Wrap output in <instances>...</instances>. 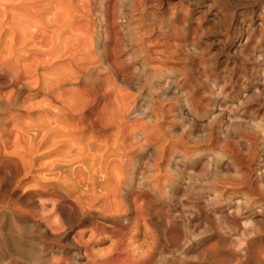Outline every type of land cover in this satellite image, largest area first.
I'll use <instances>...</instances> for the list:
<instances>
[{
    "label": "bare ground",
    "instance_id": "6f19581e",
    "mask_svg": "<svg viewBox=\"0 0 264 264\" xmlns=\"http://www.w3.org/2000/svg\"><path fill=\"white\" fill-rule=\"evenodd\" d=\"M96 1L0 0V264H264V122L246 114L264 100V49L239 35L259 82L228 98L209 66L173 67L194 63L195 3L136 0L166 37L130 25L135 76L114 0Z\"/></svg>",
    "mask_w": 264,
    "mask_h": 264
},
{
    "label": "rangeland",
    "instance_id": "374dc122",
    "mask_svg": "<svg viewBox=\"0 0 264 264\" xmlns=\"http://www.w3.org/2000/svg\"><path fill=\"white\" fill-rule=\"evenodd\" d=\"M96 1V0H95ZM99 1V0H98ZM98 1H96V4H98ZM127 0H114V5L112 6L113 8H109L110 9V11H112L113 10V12L112 13H114L113 15V17H118L119 18V16H120V18L118 19V18H112V20H114V25L116 26V25H118V26H116V28L117 29H119L120 28V25L119 24H121V27L122 28H120L119 29V31L121 32L122 31V29H123V31L121 32V34L122 33H124V34H122L123 36H124V40H122V42L120 43V47H118V49H121V50H119L120 51V54H121V57H122V59L124 60V63L128 66V68H129V70H131V71H133V73H134V75L135 76H137L138 74H140V73H143V74H145L147 71H145V70H142L141 69V66H139L140 65V62H141V60H142V57H141V54H143V53H141L142 51L141 50H136V51H134L135 49H133V48H135L134 47V45H133V42L131 41V39H130V37L128 36L129 35V27H130V25H132V24H135V25H137L136 24V22L135 21H137V23H141L143 20V22L141 23V24H138V26L139 27H143V29H147V31H148V35H150L149 37H155V36H158L157 38H160L161 40L162 39H164L165 37H166V34L165 33H163V29H162V27L159 25V21H153L152 19H150L149 18V16H148V13L149 12H151V11H153L154 10V6L152 5V3H149V2H146V4H144L145 6L144 7H142V8H146V9H142V8H140L141 6H142V4H138V6H137V4H136V0L134 1V3H135V6L134 5H130V4H128V2L127 3H122V2H126ZM138 2H139V0H137ZM191 1H193L195 4H194V6L196 7V11H194L195 12V15H197L198 13L200 14H198L200 17H202L201 18V20H200V23H199V27L196 29V31H197V33H195V42H196V44H197V48H196V52H195V54H194V56H193V60H194V63L192 64V65H184L183 63H174L173 64V67L175 68V67H177V66H180L179 64H181L182 66H180L179 68L181 69V70H183V71H185L186 70V72H194V73H196V74H200L202 71L203 72H205L206 70L208 71H206V73H209V75L211 76V78H214L215 77V79H217V81L218 80H220V81H218L219 82V85H222V84H224L225 83V85H226V89H225V92H224V94H230V95H228V98L229 97H235L236 96V93H237V91L239 90V88H240V86H242V85H245L247 88L249 87V86H251V85H253L254 83H256V82H259V79L257 78V72H256V70L253 68V61H254V59H250V57H249V59L250 60H252V61H250L248 58H247V56L242 52V51H239L238 50V48H239V46H236V44H237V41H238V37H239V35H242L243 37L244 36H246L247 37V40H246V44H245V46H247V45H249V46H253V47H255L256 46V49H264V32H262V31H264V24H262V22H261V19H260V16H259V14L261 15V13H264V0H223V2H222V0H210L211 1V3H210V1L209 0H191ZM221 1V2H220ZM227 1V2H226ZM251 1V2H250ZM258 3H257V2ZM202 2H204V3H202ZM210 4H209V3ZM237 2V3H236ZM240 2V3H239ZM261 2V3H260ZM133 3V4H134ZM183 3H186V1H183ZM205 3H207V4H205ZM226 3H227V5H229V6H231V7H229V6H227L226 5ZM236 5H235V4ZM205 4V5H204ZM218 4V5H217ZM206 5H210L211 7H212V10L213 11H216V13H217V15L214 17L213 15H212V13L211 12H208L207 14L206 13H204V12H200V10L201 9H204L205 8V6ZM238 5H240V6H238ZM244 5V6H243ZM255 5V6H254ZM257 5V6H256ZM261 5V6H260ZM263 5V6H262ZM117 6H119V9H121L120 11H119V9H118V7ZM120 6H121V8H120ZM123 6V7H122ZM126 8H125V7ZM140 6V7H139ZM218 6V7H217ZM220 6V7H219ZM242 6V7H241ZM139 7V8H138ZM221 7H222V9H221ZM223 7H224V9H223ZM227 7V8H226ZM234 7V8H233ZM133 8V10H132V13L130 12L131 11V9ZM153 8V10H151ZM100 7L98 6L97 7V5L94 7V11L93 12H95V13H93L92 11L90 12V13H92L93 15H94V17H92L93 15L91 14V18L93 19H91V22H92V24H97V23H101V24H104V23H106V22H103L102 21V18H101V16H99L100 17V19H99V17H98V15H100V13H98V12H100ZM116 9L118 10V11H116ZM126 9L128 10V9H130V10H128L129 12L127 13L126 12ZM134 9L136 10V11H134ZM149 9V10H148ZM231 9V10H230ZM250 9V10H249ZM260 9V10H259ZM262 9V10H261ZM139 10V11H138ZM143 10V11H142ZM147 10V11H146ZM199 10V11H198ZM223 10V11H222ZM246 11V12H245ZM134 12L136 13V15L134 14ZM140 14H139V13ZM142 12H143V15H141L142 14ZM226 12V13H225ZM235 12V17L233 18V19H231V16H232V14ZM237 12H238V14H237ZM261 12V13H260ZM118 13V14H117ZM122 13V14H121ZM123 13H125V14H123ZM227 14V16H229V17H225L226 15L225 14ZM245 13V14H244ZM121 14V15H120ZM128 14L129 15H131L132 16V18H135L137 15H140V17L142 18H140L139 16H137V19L135 18V19H132V20H130V22L131 23H129L128 22V20H129V18H128ZM132 14H134V15H132ZM157 16H159L158 18H160L161 17V13L160 12H157ZM201 14L203 15V16H201ZM240 14V15H239ZM247 14V15H246ZM252 14V15H251ZM147 15V16H146ZM206 15V16H205ZM250 16V17H252V18H250V17H247V16ZM126 16V17H125ZM146 16V17H145ZM212 16V17H211ZM220 16H221V20H220ZM125 17V18H124ZM243 17V18H242ZM139 18H140V20H139ZM211 18V19H210ZM227 18V19H226ZM238 18V19H237ZM99 20V22H98V20ZM146 19V20H145ZM210 19V20H209ZM213 19V20H212ZM216 19H217V21H216ZM229 19V20H228ZM252 19V21H250ZM139 20V21H138ZM149 20V21H148ZM237 20H239V21H237ZM249 20V21H248ZM253 20H254V22H253ZM94 21V22H93ZM102 21V22H101ZM105 21V20H104ZM148 21V22H147ZM214 22L215 24H212V22ZM132 22H134V23H132ZM218 23V26H217V23ZM260 22V23H259ZM150 23V25H148V24ZM202 23V24H201ZM210 23V24H209ZM221 23V24H220ZM233 23V24H232ZM241 23V24H240ZM126 24H128L127 26H126ZM145 26H144V25ZM158 24V25H157ZM251 24V25H250ZM147 25V26H146ZM152 25V26H151ZM153 25H154V27H153ZM206 25H208V26H206ZM209 25H211L212 26V28H211V26H209ZM226 25V26H225ZM230 25V29H228V26ZM246 25H247V30H246ZM257 25V26H256ZM123 26H124V28H123ZM157 26V27H156ZM222 26V27H221ZM224 26V27H223ZM254 26V27H253ZM262 27V29H261V27ZM119 27V28H118ZM147 27V28H146ZM150 27V28H149ZM180 25H178L177 24V28H174L173 30H176V31H178L179 29V33H181L182 35H183V33L185 32L186 33V29H184L183 27H181ZM205 27H208L207 29L205 28ZM218 27V28H217ZM221 27V28H220ZM127 28V29H126ZM152 28V29H151ZM154 28H157L158 30L156 31V29H154ZM179 28V29H178ZM201 28H203V29H201ZM205 28V29H204ZM243 28H244V30H243ZM160 29V30H159ZM181 29H182V31H181ZM250 29V30H249ZM256 29H260V30H262L261 31V34L259 33V31H258V33H257V30ZM153 32H152V31ZM184 30V31H183ZM198 30H200V31H198ZM238 30V31H237ZM242 30V31H241ZM181 31V32H180ZM212 31V32H211ZM248 33V31L250 32V34L248 33L247 35H246V32ZM211 32V33H210ZM236 32V33H235ZM241 32H243V33H241ZM159 33V34H158ZM178 33V34H179ZM232 33V34H231ZM256 33V34H255ZM180 34V35H181ZM226 34V35H225ZM252 34V35H251ZM255 34V35H254ZM257 34L258 35H260L259 37L257 36ZM153 35V36H152ZM163 35V36H162ZM229 35V36H228ZM236 35V36H235ZM160 36V37H159ZM201 36V38H199ZM216 36V37H215ZM224 37V39H223V37ZM162 37H164V38H162ZM203 37V38H202ZM262 37V38H261ZM156 38V37H155ZM221 38V39H220ZM237 38V39H236ZM154 39V38H153ZM213 39H214V41H213ZM218 39H220V40H218ZM260 39V40H259ZM129 41L130 40V42H126V41ZM207 40V41H206ZM216 40V41H215ZM124 41V42H123ZM260 41H262V43L260 42ZM126 42V43H125ZM208 42H209V44H208ZM251 42V43H250ZM254 42H255V44H254ZM260 42V43H259ZM211 43V44H210ZM121 44H122V46H121ZM124 44V45H123ZM200 44V45H199ZM218 44V45H217ZM225 44H227V46L225 45ZM255 46H254V45ZM261 44V45H260ZM133 45V46H132ZM205 45V46H204ZM207 45H209V46H207ZM124 46H128V47H124ZM224 48H223V47ZM236 46V47H235ZM123 49H125V50H123ZM202 47H205V48H202ZM215 47H216V50H215ZM229 48V50H227L228 48ZM218 48H220V49H218ZM223 50H222V49ZM129 49V50H128ZM201 49V50H200ZM206 49V50H205ZM131 50V52L129 53V51ZM201 51V53H200V51ZM203 50V51H202ZM215 50V51H214ZM224 51V52H222V51ZM234 51V53H233V51ZM238 51V52H237ZM136 54H135V53ZM138 52H140L139 54H138ZM210 52V53H209ZM214 52H215V54H214ZM226 52V53H225ZM125 53V54H124ZM131 54V55H129V54ZM209 53V54H208ZM231 55H229V54ZM237 55H236V54ZM238 53H240V56H239V54ZM124 54V55H123ZM127 54V55H126ZM187 54H189V52H187ZM207 54V55H206ZM123 55V56H122ZM191 54H189V56H190ZM196 55H197V58H196ZM202 57H201V56ZM204 55V56H203ZM206 55V56H205ZM225 55V56H224ZM236 55V56H235ZM242 55V56H241ZM199 56V57H198ZM217 56H218V58H217ZM235 56V57H234ZM207 59V58H209V59H207L208 60V62H207V60H205V58ZM211 57V58H210ZM234 57V58H233ZM237 57V58H236ZM126 58H128V59H126ZM129 58H131V60L129 59ZM197 60H196V59ZM199 58V59H198ZM201 58H203V59H201ZM222 58V59H221ZM242 58H243V61H242ZM245 58V59H244ZM126 59V60H125ZM214 59V60H213ZM229 59H231V60H229ZM238 59H239V61H238ZM202 61L201 63H200V61ZM204 60L207 62V64H202L203 62H204ZM217 60V61H216ZM213 61V62H212ZM219 61V62H218ZM234 61H235V63H234ZM241 61V62H240ZM247 61V62H246ZM199 64H198V63ZM206 62H204V63H206ZM245 62H246V65H245ZM250 62H252V63H250ZM137 63V64H136ZM198 64V66H197V64ZM225 63V64H224ZM229 63V64H228ZM239 63V64H238ZM176 64V65H175ZM225 66H224V65ZM251 64H252V66H251ZM134 65H135V67H134ZM139 66V67H137V66ZM209 66V70L211 71V73H210V71L208 70V69H206L205 70V68H207V66ZM232 65V66H231ZM131 66V67H130ZM185 66H187V67H185ZM191 66L192 67H194V70H192V68H191ZM197 66V67H196ZM206 66V67H205ZM224 66V67H223ZM237 66V67H236ZM241 66V67H240ZM244 66H245V68H244ZM248 66V67H247ZM185 67V68H184ZM204 67V68H203ZM212 67H214L213 69H212ZM218 67V68H217ZM227 67V68H226ZM229 67H232V68H230L231 70L229 71ZM250 67H251V70H250ZM102 68H103V70H104V72L102 73L104 76H105V78H106V80L108 79V76H109V74H111L110 73V70L108 69V68H104L103 66H102ZM187 68V69H186ZM198 68V69H197ZM201 68V69H200ZM203 68V69H202ZM197 69V70H196ZM201 71H200V70ZM214 69H215V71H214ZM240 69V70H239ZM248 69V70H247ZM109 70V71H108ZM190 70V71H189ZM198 72H196V71ZM235 70V71H234ZM255 70V71H254ZM233 71V72H232ZM246 71H248V72H246ZM230 72V73H229ZM232 72V73H231ZM243 72L245 73L244 74V76H243ZM221 73H223V74H221ZM255 73V74H254ZM224 74H225V76H224ZM235 75H237V76H235ZM247 75V76H246ZM252 75V76H251ZM213 76V77H212ZM218 76V77H217ZM255 76V77H254ZM254 77V78H253ZM231 78H233V79H231ZM235 78V79H234ZM226 79V80H225ZM240 79V80H239ZM222 80H223V82H222ZM233 80V81H232ZM253 80V81H252ZM240 81H242V82H240ZM142 82H144V81H142ZM230 82V83H229ZM198 83L199 84H201V85H203V87L204 86H206L207 84H208V82H202V81H198ZM240 83V84H239ZM145 84V85H144ZM233 84V85H232ZM83 85H84V83H83ZM91 85V84H90ZM89 85V86H90ZM145 86V87H144ZM229 87L231 88V89H229ZM142 88V89H141ZM140 92H141V94H143V95H141V96H139L138 97V102H141L143 105H144V103H147V99H148V96L151 94L150 93V91H148L149 90V88H148V86H147V84L144 82V83H141V87H140ZM147 91H146V90ZM132 91H135L134 89H131ZM206 90V92H204ZM234 90V91H233ZM235 90H237L236 92H235ZM144 93H143V92ZM203 92H204V94L207 96L208 94V92H207V86L203 89ZM144 99V100H143ZM140 100V101H139ZM176 100V99H175ZM263 102V103H262ZM177 103H180V102H178V100H177ZM255 104H253V108L251 107L249 110H247V113L246 114H251V116H252V114H254L253 116H252V118L253 119H255V121H263L264 122V100L263 101H259V102H254ZM259 103V105H257ZM261 103V104H260ZM256 106V109H254V107ZM254 110V111H253ZM263 110V111H262ZM257 111V112H256ZM262 111V112H261ZM259 112V113H258ZM260 113H262V114H260ZM255 117V118H254ZM260 117L262 118L263 117V119L261 120L260 119ZM256 118H257V120H256ZM215 140H212L211 142H209V146H207L206 148H208L209 150H211V148H209V147H211V145H210V143L212 144V150H214L215 148L213 147V146H215L216 148L219 146V143H217V141L216 142H214ZM216 144V145H215ZM214 148V149H213ZM211 150V151H212ZM261 153H263V151L261 150ZM145 160H146V158H142V159H140V161L138 162V164H137V166H136V168H137V170H135L136 172V174H135V176H136V179L140 176V174H141V172H143V170H144V166H142L143 164H144V162H145ZM142 161V162H141ZM139 166H141V167H139ZM139 169H143V170H139ZM140 171V172H139ZM137 188V185H133V189H136ZM240 230V229H239ZM239 230L236 232V234H234L233 236H235V237H237L239 234ZM262 234V233H261ZM263 236H264V234H263ZM261 241L264 243V239L262 240L261 239ZM53 243V242H52ZM52 248L53 249H55L56 248V245L55 244H53V246H52ZM167 251V250H166ZM164 254H165V256L166 257H171V256H173V253L172 252H170V251H168V252H163ZM13 259V258H12ZM235 261V260H234ZM162 264H163V262H162ZM164 264H166V262L164 263Z\"/></svg>",
    "mask_w": 264,
    "mask_h": 264
}]
</instances>
